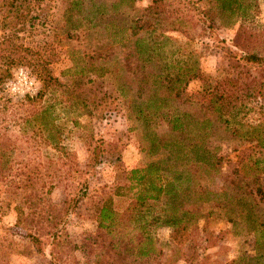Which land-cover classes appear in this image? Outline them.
Wrapping results in <instances>:
<instances>
[{
    "label": "rangeland",
    "instance_id": "374dc122",
    "mask_svg": "<svg viewBox=\"0 0 264 264\" xmlns=\"http://www.w3.org/2000/svg\"><path fill=\"white\" fill-rule=\"evenodd\" d=\"M73 1L0 0V264H126L109 248L112 236L95 233L96 216L102 206L125 212L130 196L123 185L127 173L155 159L145 149L154 137L127 117L130 98L124 96L127 88L137 89L140 73V64L128 55L131 38L110 44L103 21L112 14L116 25L126 27L149 0H133V8L120 7L115 14L112 0H79L84 20L67 12ZM168 1L171 18L166 21L177 18L184 24L174 25L178 33L163 35L196 52L201 75L187 83L183 99L168 106L198 114L199 106L187 103L186 97L198 92L203 80L230 78L237 80L232 95L244 105L237 119L248 125L263 123L264 91L244 97L236 87L251 89L246 85L253 77L262 81L264 72L238 60L231 42L236 38L264 59V0L246 1L250 7L233 25L225 22L212 0H199L203 9H212L209 31L191 5L196 0ZM91 10L103 17L88 23ZM121 87L127 88L118 90ZM141 93L142 102L148 92ZM152 130L159 137L168 135L160 120ZM222 137L213 142L221 169L201 182L216 193L223 181L239 173L238 151L256 153L250 142ZM75 195L76 208L59 223L55 231L63 225L62 232L53 240L47 235L48 217ZM210 204L187 200L184 207L194 211L189 220L175 228H152L157 255L149 264H252L253 235L243 223L234 230ZM257 213L264 222V204ZM27 233L47 239L46 245L54 241L53 248L45 245L38 252L24 238Z\"/></svg>",
    "mask_w": 264,
    "mask_h": 264
},
{
    "label": "trees",
    "instance_id": "16d2710c",
    "mask_svg": "<svg viewBox=\"0 0 264 264\" xmlns=\"http://www.w3.org/2000/svg\"><path fill=\"white\" fill-rule=\"evenodd\" d=\"M212 1L220 14L225 16V22L231 25L237 17L244 16L250 7V4L245 3L249 0ZM79 2L74 0L67 12L70 15H81L84 20ZM132 3L133 0H112L111 12L115 14L120 7L131 9ZM200 4L199 0L191 1L198 21L209 31L213 23L212 9H203ZM170 6L172 1L149 0L145 8L138 10L136 19L130 18L126 27L116 25L114 19H111L112 14L106 15L103 21L110 44L131 38L128 55L140 64L137 89L134 92L127 87L118 90H129L124 96L130 98L127 117L151 130L154 138L149 139L145 149L146 154L155 156V159L127 173V185H123L130 196L125 212H114L102 206L97 212L95 233L99 237L103 234L112 236L109 237L108 246L126 264H149L150 259L157 255L156 243L150 230L157 226L175 228L189 220L194 211L184 207L185 201H208L212 203L211 209L222 212L221 218L230 223L234 230L240 223L246 226V231L254 238L255 254L249 261L252 264H264V222L257 213L259 205L264 204V121L248 125L237 119L244 105L238 102V97L232 95L235 80L230 78L213 83L203 80L201 89L186 97L187 103L199 106L198 114L168 106L169 102L184 98L181 93L190 80L201 79L196 52L189 49L187 43L163 35L168 31L178 33L174 25L184 24L177 18L166 21V17L171 18ZM87 14L88 23H92L96 17H103L102 12L93 14L92 10ZM163 24H168L170 29H164ZM231 45L238 50L237 59L244 65L264 72V59L248 52L236 38ZM230 57L236 59L235 54ZM262 76V81L253 77L246 85H250L251 89L243 84L236 87L240 91L239 95L247 97L255 93L261 96L264 91ZM144 89L148 93L141 102L138 99ZM156 120L166 125L167 136L159 137L154 133L152 127ZM223 135L242 141L240 143L250 142L256 153L252 156L251 151L239 150L236 156L239 161L236 179L223 181L220 192L216 193L202 187L201 182L210 174L219 173L221 169L219 148L213 142L224 140ZM83 185V189H80L82 194L85 192ZM77 200L75 195L71 202L65 203V207L48 217L47 235L50 234L53 240L62 232L63 225L61 230L55 229L61 221L63 224L66 222L68 215L75 210ZM124 220L128 222L127 225L123 224ZM235 232L238 235L241 231ZM24 236L38 252H42L47 239L42 241L39 236L31 233ZM53 245L54 241H51L46 246L51 251Z\"/></svg>",
    "mask_w": 264,
    "mask_h": 264
}]
</instances>
